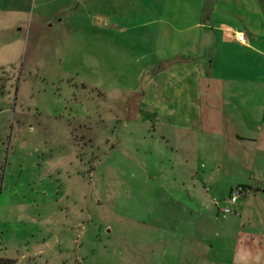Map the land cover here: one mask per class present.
I'll return each instance as SVG.
<instances>
[{"label": "rangeland", "instance_id": "374dc122", "mask_svg": "<svg viewBox=\"0 0 264 264\" xmlns=\"http://www.w3.org/2000/svg\"><path fill=\"white\" fill-rule=\"evenodd\" d=\"M210 4L0 0V264H264L244 146L149 54Z\"/></svg>", "mask_w": 264, "mask_h": 264}, {"label": "crops", "instance_id": "0c3cea01", "mask_svg": "<svg viewBox=\"0 0 264 264\" xmlns=\"http://www.w3.org/2000/svg\"><path fill=\"white\" fill-rule=\"evenodd\" d=\"M210 3L206 19L201 6H195L191 14L198 19L194 23L166 25L161 31L164 40H155L149 54L154 63L169 67L167 76L188 81L180 92L183 106L203 109L209 98L217 101L230 132L228 145L233 152L238 144L244 146V179L229 189L230 193L238 187L241 192L227 204L245 195L256 200L264 217V0ZM239 33L241 41L236 40ZM207 79L211 84H204ZM211 86L214 93L209 92ZM254 216L259 217L255 212ZM257 232L253 238L261 239L264 229Z\"/></svg>", "mask_w": 264, "mask_h": 264}, {"label": "built area", "instance_id": "2783aa9c", "mask_svg": "<svg viewBox=\"0 0 264 264\" xmlns=\"http://www.w3.org/2000/svg\"><path fill=\"white\" fill-rule=\"evenodd\" d=\"M236 40L237 41H241L242 40V35L239 33L236 36ZM241 189L238 187H235L233 189H231L229 195L226 197V203H233L235 201V199L237 198V196L240 194ZM215 204L217 203V201H214ZM223 213L229 212V208L225 207L222 209Z\"/></svg>", "mask_w": 264, "mask_h": 264}]
</instances>
